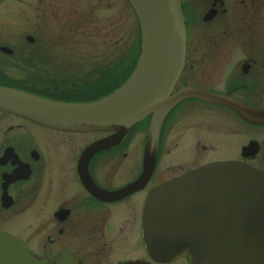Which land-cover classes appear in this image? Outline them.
I'll use <instances>...</instances> for the list:
<instances>
[{"label":"flooded vegetation","instance_id":"obj_1","mask_svg":"<svg viewBox=\"0 0 264 264\" xmlns=\"http://www.w3.org/2000/svg\"><path fill=\"white\" fill-rule=\"evenodd\" d=\"M84 1L0 0V86L70 103L101 96L94 63L74 56L64 38L81 14L95 25L93 4ZM180 2L184 63L169 95L192 88L213 100L189 96L172 106L151 164V114L116 143L88 152L113 132L61 130L0 110V232L47 264H190L186 250L161 257L147 249L149 194L212 162L264 172V120L241 114L264 113V0Z\"/></svg>","mask_w":264,"mask_h":264},{"label":"water","instance_id":"obj_2","mask_svg":"<svg viewBox=\"0 0 264 264\" xmlns=\"http://www.w3.org/2000/svg\"><path fill=\"white\" fill-rule=\"evenodd\" d=\"M127 1L138 19L140 52L118 88L90 102L66 103L0 86V110L61 130L114 131L88 152L116 143L152 114L145 150L151 164L168 110L185 97L213 98L192 88L169 95L184 61L180 0ZM241 114L250 121L264 120V113ZM143 226L147 248L155 256L187 250L191 264H264V173L235 161L193 169L153 190ZM0 264L46 263L21 240L0 233ZM57 264L72 263L62 258Z\"/></svg>","mask_w":264,"mask_h":264},{"label":"rangeland","instance_id":"obj_3","mask_svg":"<svg viewBox=\"0 0 264 264\" xmlns=\"http://www.w3.org/2000/svg\"><path fill=\"white\" fill-rule=\"evenodd\" d=\"M85 2L84 0H81ZM93 4L94 24H90V18L81 14L76 19L79 27L74 31L73 21L69 20V26H65L64 38L72 42L77 54L74 56L90 59L96 69V79L103 81L97 83L98 89L104 88L109 64L112 60L113 66L111 79L116 77L129 66L138 52L139 48V26L136 16L126 0H88ZM90 3V4H91ZM23 3H17L18 10L24 9ZM80 11L87 13L83 4ZM55 19L49 18V23ZM65 20H68L65 17ZM93 21V19H92ZM26 17L22 15L17 22L18 26H24ZM51 25H55L50 23ZM77 49V50H76ZM111 63V64H112Z\"/></svg>","mask_w":264,"mask_h":264}]
</instances>
